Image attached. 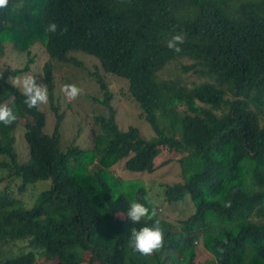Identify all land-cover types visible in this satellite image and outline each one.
<instances>
[{
    "label": "trees",
    "instance_id": "trees-1",
    "mask_svg": "<svg viewBox=\"0 0 264 264\" xmlns=\"http://www.w3.org/2000/svg\"><path fill=\"white\" fill-rule=\"evenodd\" d=\"M52 22L56 33L47 31ZM175 34L185 38L180 53L167 48ZM35 44L49 59L48 111L29 109L8 82L32 58L0 70V104L17 116L0 123V264H264V0H10L0 9V59L7 45L29 56ZM77 52L127 81L150 140L135 127L119 129L113 96L91 72L101 93L93 101L105 110L93 116L99 131L86 143H62L52 62L81 68ZM161 147L172 153L168 162L179 156L181 176L160 188L167 209L143 184L113 173L122 161L130 173L152 174ZM187 195L193 211L170 219ZM133 201L156 216L131 223ZM155 220L163 247L142 256L130 230Z\"/></svg>",
    "mask_w": 264,
    "mask_h": 264
},
{
    "label": "rangeland",
    "instance_id": "rangeland-1",
    "mask_svg": "<svg viewBox=\"0 0 264 264\" xmlns=\"http://www.w3.org/2000/svg\"><path fill=\"white\" fill-rule=\"evenodd\" d=\"M4 57L0 59V70L10 68H22L26 65L28 57L33 59V62H30L28 65V70L25 73L32 74L37 78L38 82L42 83L43 81V65L48 61L47 54L44 49L38 47L36 44L30 48V55L19 54L12 49H9V46H5ZM75 59L82 63L81 68H75L73 66L57 64L58 62H52L53 65V74H54V90L53 94L58 105L59 112L64 115L63 123L61 125V140L62 143L71 141L72 139H77L81 137L86 143V138L91 132L98 133V128L93 124V116L98 114H104L105 110L97 102L93 101V98L101 97L99 92V86L95 81L89 76L91 72H98L105 83L108 86V89L113 96L112 106L116 111V122L120 130H126L129 126L135 127L138 129L140 136L145 140H150L154 133L149 127V125L139 117L138 105L132 102L127 94V81L114 77L109 74L102 72L98 68V62L91 56H88L82 52H77L74 54ZM183 63H188L186 61H181ZM178 64V62L176 63ZM23 73V74H25ZM175 73V65L170 66L164 71L165 75H173ZM23 74L19 75L22 76ZM190 82L197 81L194 76L187 75ZM9 80V79H8ZM64 84H75L82 89L81 95L68 102L61 92V88ZM40 108L44 111H48V102L45 105H41ZM49 118L47 120V130L50 131L54 125V116L49 113ZM23 122V121H22ZM64 146V144H62ZM17 149L21 152V156H24V144L19 141L16 145ZM161 152L159 156L155 159L156 170L152 174H135L130 173L122 168V161L119 162L113 169V173L124 180H135L148 190L149 195L151 196V201L157 205H160V208L167 209L171 206L167 204H160L161 194L160 188L163 192V188L166 185H171L180 181V169L175 162L179 156H175L174 160L168 162L167 160L172 155L170 151L166 148L161 147ZM2 159V156H0ZM49 185L50 182H43L37 184V191L41 190L44 185ZM2 186L0 185V190ZM3 189V188H2ZM13 189V188H11ZM149 191H153L150 193ZM34 193V195H36ZM156 195L155 198L152 196ZM34 196L25 194L23 200L25 202L32 201ZM159 200V201H157ZM188 202V203H187ZM34 203V201H33ZM185 204V205H184ZM185 207H184V206ZM177 206H181L182 212L174 210L169 211L168 214L171 216L170 219L178 218L181 216H186L193 211V207L190 203L189 196H185L183 201L179 202ZM11 250V247H9ZM45 264V263H42Z\"/></svg>",
    "mask_w": 264,
    "mask_h": 264
},
{
    "label": "clouds",
    "instance_id": "clouds-1",
    "mask_svg": "<svg viewBox=\"0 0 264 264\" xmlns=\"http://www.w3.org/2000/svg\"><path fill=\"white\" fill-rule=\"evenodd\" d=\"M10 0H0V9L7 8ZM57 24L52 22L47 25L49 33H56ZM66 30V29H65ZM185 38L181 34L172 35L167 40V48L180 53ZM21 94L25 97L24 103L29 109L38 108L48 102V88L47 85L38 82L37 78L32 74L25 73L22 76H10L9 81ZM61 92L68 102L77 99L82 92V89L75 84H64ZM17 120V116L12 107L8 104H0V123L9 126ZM230 207V204H226ZM127 218L133 224L140 223L147 218L152 220L156 216L155 209H151L143 203L133 201L129 204L127 209ZM130 244L133 250L142 256H150L159 251L164 244V231L160 227L159 220H155L153 226H142L139 229L133 227L130 230Z\"/></svg>",
    "mask_w": 264,
    "mask_h": 264
}]
</instances>
